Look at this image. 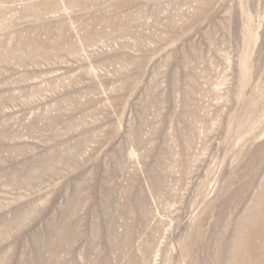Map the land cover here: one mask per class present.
Masks as SVG:
<instances>
[{"label":"rangeland","instance_id":"rangeland-1","mask_svg":"<svg viewBox=\"0 0 264 264\" xmlns=\"http://www.w3.org/2000/svg\"><path fill=\"white\" fill-rule=\"evenodd\" d=\"M0 264H264V0H0Z\"/></svg>","mask_w":264,"mask_h":264}]
</instances>
